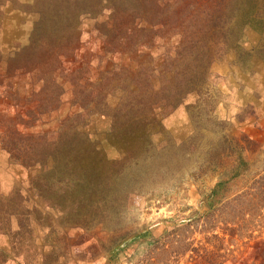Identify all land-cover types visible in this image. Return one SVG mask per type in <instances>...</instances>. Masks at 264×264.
Here are the masks:
<instances>
[{"label": "rangeland", "instance_id": "obj_1", "mask_svg": "<svg viewBox=\"0 0 264 264\" xmlns=\"http://www.w3.org/2000/svg\"><path fill=\"white\" fill-rule=\"evenodd\" d=\"M36 37L56 44L61 59L37 51ZM154 111L157 122L135 120ZM115 116L121 133L107 138ZM223 129L246 135L252 159L261 156L252 171L263 168L264 0H0V214L9 217L0 218V252L12 257L2 264H40L17 248L49 251L50 228L66 233L60 255L68 264H164L173 256V264H194L202 252L204 264H255L264 209L242 214L237 203L203 196L192 179L201 148ZM66 161L75 173L129 174L119 209L106 215L107 200L92 202L91 218L107 227L104 247L65 217L67 199L55 208L26 199L35 194L31 176L62 173ZM20 208L33 231L14 238ZM184 218L191 221L173 231ZM130 231L144 234L111 251L113 237Z\"/></svg>", "mask_w": 264, "mask_h": 264}, {"label": "trees", "instance_id": "obj_2", "mask_svg": "<svg viewBox=\"0 0 264 264\" xmlns=\"http://www.w3.org/2000/svg\"><path fill=\"white\" fill-rule=\"evenodd\" d=\"M125 1L129 2V0ZM223 2L224 1H222V3ZM115 8L116 10L119 9V7ZM123 12L125 13V16L123 17L125 25H127L132 31H136V26L134 27L135 21L132 19V17L131 19L129 18V15H131V13L129 14L126 11H122L121 13ZM114 13H116L117 17V12L115 11ZM222 15L223 10H220L219 16L222 17ZM136 25H139V23H136ZM143 28L139 29L143 32H146V29ZM43 41L44 39L37 38V41H35L36 50L41 52L47 59H51L54 61L60 60L61 57L58 53V49H55L56 44ZM37 44L39 45L37 46ZM62 53L63 51H61V55ZM71 54L73 53H68V55ZM198 94L200 96L206 97L208 93L199 89ZM159 114L160 113L155 111L145 112L139 117V119L135 120H139L140 123H148L153 121L157 122ZM117 118L116 116L114 117L113 124H111L108 130L109 132L107 134V138L115 135V133H121L116 124L118 121ZM192 139H194V136L193 138H191V140ZM212 140L214 143L201 148V160L199 162V165L195 167V170L192 173V179L194 182L199 184L201 194L203 196H207L208 198L220 197L221 199H228L230 203H237V205H241L242 208L245 209H242V214L245 213L249 216L254 215V210L256 208L264 209V166H262L263 168L252 171L254 163L259 162L258 160L261 156L252 159L253 150L249 149L250 144L247 136L244 134H235L231 129H223L220 130V132H218L215 136V139ZM70 145H73V142H68L66 140L63 143V148L67 150L68 148L66 147ZM64 157L69 158L72 156ZM113 163L117 165V163H120V160L114 158ZM23 165L29 166L27 162H25V164ZM34 165H37V163L35 162ZM58 165L59 167L62 166L61 163H59ZM73 166V161H66L65 170H62V173H36L35 175L31 176L29 182L31 184L30 192L35 193L34 197L38 196V199L39 197L43 198L47 204L51 205L50 207L52 208L62 205V203L67 199V203L69 206H65L66 209L64 208V212L66 214L65 217L68 220L75 219V223L71 224L76 227H80V229H83L85 231L84 234L81 235L84 237V239H90L92 236L101 238L100 244L104 247V244L102 242V235L107 227L106 225H104L105 223L103 225H99L100 223L96 221V219L91 218L89 212L91 211L92 202L94 205L98 204L97 207L100 208L101 204L105 200H107L106 215L112 214L114 210L119 209L116 202L119 201V198L122 194H124L126 188H128L132 183L130 181H126L129 174L75 173ZM54 167L55 166H53L52 168ZM46 169H48V167ZM129 178L133 179L131 177ZM207 179H212L215 182L211 188L205 187ZM241 181L245 182L243 187L240 189L234 188V185H237ZM51 193L54 194V196H57V198L54 197L52 199V197H49L48 195ZM98 196L100 198H98ZM34 197L31 198L30 196L26 199H28L29 202L36 203V200H33ZM93 197H95L96 201L99 203H95V199L94 201H92L91 198ZM21 211H23V209L21 208L15 209L16 217L20 221L19 227L21 226V228H19L14 232V234H12V237L14 238L22 236L23 233H31L33 231V228L29 222L28 224H25V222L27 221L24 219L25 217L23 218V216H27V214L22 213ZM1 217H6V219L9 218L6 215L0 214V218ZM187 220L191 221V218H184L183 220H181L179 224L177 223L174 226L173 231L180 230L181 227L184 226V222H186ZM7 224L9 225V221L7 222ZM143 234L144 233H141L139 231H130L115 235L112 240L118 242L115 247L111 249V251L115 253L122 252L123 249H125L129 244L136 243L143 236ZM67 238L68 237L66 233H62L61 235H59L56 228H50L48 234L43 238V244L49 249V251L45 252L43 246L41 251H33V249L31 248H26L23 246L17 248V250L19 249L21 253H26L27 256L32 255L33 261L41 258L40 264H68L67 261L69 259L66 258L62 260L60 255L62 253L61 251L64 250V248H69V246L67 245L69 244ZM152 242L153 244L157 243V241ZM63 243L64 248L61 247ZM184 243L186 244L185 240ZM20 244L22 245V243L19 242L18 245ZM260 244L261 243H258V247H263ZM189 245L187 247H189ZM15 246L17 245L15 244ZM157 246L161 249V252L166 253V247H160L159 244ZM260 247L259 249L261 250V253L256 257L255 264H264V248L261 249ZM91 248L97 250L99 247L97 246V244H94ZM195 251H197V249ZM206 252L207 251H205V253ZM203 254L204 252L197 256L196 254H194L192 256V262H194V264H204L202 257ZM1 257H4L5 261L12 259V257L4 253V251L0 252V258ZM4 260H2L1 258V264ZM178 260L179 258H174L173 256L168 259V261L164 262V264H173ZM208 264H212V261H208Z\"/></svg>", "mask_w": 264, "mask_h": 264}, {"label": "crops", "instance_id": "obj_3", "mask_svg": "<svg viewBox=\"0 0 264 264\" xmlns=\"http://www.w3.org/2000/svg\"><path fill=\"white\" fill-rule=\"evenodd\" d=\"M33 197H34V195H33Z\"/></svg>", "mask_w": 264, "mask_h": 264}]
</instances>
